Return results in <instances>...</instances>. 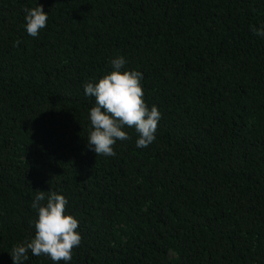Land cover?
Returning a JSON list of instances; mask_svg holds the SVG:
<instances>
[{
  "label": "trees",
  "instance_id": "trees-1",
  "mask_svg": "<svg viewBox=\"0 0 264 264\" xmlns=\"http://www.w3.org/2000/svg\"><path fill=\"white\" fill-rule=\"evenodd\" d=\"M262 26L264 0H0V264L34 238L36 191L79 222L67 264H264ZM118 56L162 118L97 156L84 84Z\"/></svg>",
  "mask_w": 264,
  "mask_h": 264
},
{
  "label": "clouds",
  "instance_id": "clouds-1",
  "mask_svg": "<svg viewBox=\"0 0 264 264\" xmlns=\"http://www.w3.org/2000/svg\"><path fill=\"white\" fill-rule=\"evenodd\" d=\"M26 31L33 38L39 36L47 27L49 14L42 5L25 8ZM252 31L264 37V26ZM19 41L16 45H19ZM127 61L123 56L111 62L114 69L98 82L84 84L85 95L94 97L95 105L90 109L91 127L87 138L88 147L97 156L112 157L116 155L114 146L117 141L131 139L125 130L131 128L138 134L137 148H147L156 137L158 123L162 118L158 108L150 109L144 100L141 84L143 74L135 70L122 71ZM32 207L38 211V220L34 222L35 235L31 241H25L13 247L10 255L13 264H24L33 256H47L54 264H65L72 260L73 250L80 246L82 236L77 231L79 222L72 215H66L68 200L56 192L36 191ZM46 200V203L42 204Z\"/></svg>",
  "mask_w": 264,
  "mask_h": 264
}]
</instances>
